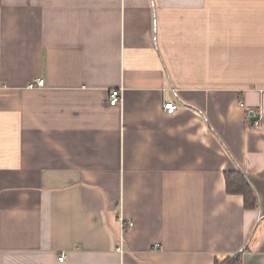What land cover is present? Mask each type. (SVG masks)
Segmentation results:
<instances>
[{
    "label": "crops",
    "instance_id": "1",
    "mask_svg": "<svg viewBox=\"0 0 264 264\" xmlns=\"http://www.w3.org/2000/svg\"><path fill=\"white\" fill-rule=\"evenodd\" d=\"M240 253L264 264V0H0V264Z\"/></svg>",
    "mask_w": 264,
    "mask_h": 264
},
{
    "label": "trees",
    "instance_id": "2",
    "mask_svg": "<svg viewBox=\"0 0 264 264\" xmlns=\"http://www.w3.org/2000/svg\"><path fill=\"white\" fill-rule=\"evenodd\" d=\"M226 191L228 194H240L244 198L246 208L255 209L259 206V198L251 182L241 170L226 172ZM216 264H241V253Z\"/></svg>",
    "mask_w": 264,
    "mask_h": 264
},
{
    "label": "built area",
    "instance_id": "3",
    "mask_svg": "<svg viewBox=\"0 0 264 264\" xmlns=\"http://www.w3.org/2000/svg\"><path fill=\"white\" fill-rule=\"evenodd\" d=\"M45 85V81L44 79H39L33 83H31L29 86L30 87H42ZM123 100V90L119 89V90H113L111 95H110V104L111 105H118L122 102ZM164 111L166 112V114L168 115H173L176 113V111L179 109V105L178 103L176 102H166L164 104V107H163ZM250 119H252V122L254 124V126H258L259 123H260V120L261 118L257 115H254V116H250ZM120 221H121V224L123 226V229L125 228H132L133 227V222H129L127 223L126 221H124L123 218H120ZM124 231V230H123ZM158 246V245H156ZM118 250L123 253L124 252V238H123V234L122 236L120 237L119 239V245H118ZM60 261H63L65 259V254H62L61 257L59 258Z\"/></svg>",
    "mask_w": 264,
    "mask_h": 264
}]
</instances>
